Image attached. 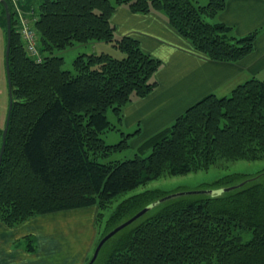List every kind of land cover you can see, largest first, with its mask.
<instances>
[{
	"label": "trees",
	"instance_id": "16d2710c",
	"mask_svg": "<svg viewBox=\"0 0 264 264\" xmlns=\"http://www.w3.org/2000/svg\"><path fill=\"white\" fill-rule=\"evenodd\" d=\"M6 2L12 96L0 166V221L6 226L43 214L100 209L158 177L264 161V79L257 77L240 81L226 95L210 92L189 105L141 145L150 149L148 155L104 161L127 147L134 134L106 144L100 134L113 128L107 111L120 119L124 106L157 87L161 67L138 39L115 35V9L158 13L196 51L235 62L253 50L256 33L237 38L229 35L230 27L211 21L226 0H38L31 24L42 61L26 52L18 14ZM0 8L6 44L2 3ZM91 41L109 42L123 56L80 53L72 71L62 68L58 51ZM198 190L224 191L160 202L109 238L92 264H264V168L228 174ZM159 192L147 190L119 202L100 238L167 195ZM33 249L28 243L27 250Z\"/></svg>",
	"mask_w": 264,
	"mask_h": 264
},
{
	"label": "rangeland",
	"instance_id": "374dc122",
	"mask_svg": "<svg viewBox=\"0 0 264 264\" xmlns=\"http://www.w3.org/2000/svg\"><path fill=\"white\" fill-rule=\"evenodd\" d=\"M14 13L18 14L20 27L23 24H28L33 26L31 23L35 19V15L31 11L32 5L36 8L38 0H10ZM114 2L115 0H110ZM208 0H198L200 4H205ZM255 1L259 0H246V5H252V13L253 17L251 19H255L254 23H258L260 19H257V15L255 13L254 3ZM264 1V0H262ZM228 0L225 2L224 9L217 13L213 18L212 22L224 24L227 27H230V34L234 37L240 38L246 36L252 32L256 33L254 42H253V50L244 56L242 59L235 61V62H227V61H214L207 57L204 53L196 51L189 40L183 38L184 41L189 43L191 46L181 47V50H187L188 52L192 51L195 55L199 57H206L208 60L213 61L216 63L218 67L220 64L223 63H231L237 70H243L249 72V74H240L236 76V78L229 81L226 80L228 77H216L218 88L214 93L217 95L222 96L228 93H225V89L227 85L235 86L240 81H244L250 77H257L258 79H264V20L260 24L252 25L249 30L246 27H241L237 21L234 20V23L230 24V22L225 21V12L226 5ZM124 8L129 10L126 6H118V8ZM251 10V9H250ZM114 11V12H115ZM130 11V10H129ZM131 12V11H130ZM247 13L249 10L246 9ZM135 13V12H132ZM120 14L123 12L118 13L120 19ZM113 15V14H112ZM165 19V18H164ZM166 20V19H165ZM118 21V20H117ZM168 23V22H167ZM168 25L173 29V31L177 32L169 23ZM178 33V32H177ZM116 36H121L115 30ZM37 40V48H38V36L36 34ZM140 44V42H139ZM142 49V48H141ZM38 51V50H37ZM144 51V50H143ZM4 52H5V21L3 15L1 13L0 8V145H1V132L5 124V118L7 114V107H8V91H7V81L5 78V71H4ZM28 53V51H26ZM99 53V52H106L111 54L114 57L121 58L123 54L119 52L114 46H112L109 42L103 41H91L87 43H75L73 46L66 48L65 50L58 51L57 54L64 58V64L62 66L63 69L72 71L73 65L72 62L74 58L80 53ZM37 57L42 61V54L38 51ZM151 55V54H150ZM153 56V55H152ZM155 57V56H154ZM160 60L161 67H163V62L160 58L155 57ZM246 65L238 66L240 61H245ZM262 61L261 65H255L256 62ZM242 67H245L242 69ZM158 70V71H159ZM259 70L258 74H251L252 71ZM157 71V72H158ZM156 72V73H157ZM156 79V77H155ZM226 80V81H224ZM224 81V84L221 82ZM158 82V81H157ZM210 93V92H209ZM136 101V100H135ZM134 102V101H133ZM132 103V102H131ZM129 104V103H128ZM127 104V105H128ZM125 107V106H124ZM123 107V108H124ZM122 114V113H121ZM182 114V111H178V113L173 117H171L170 121L165 124L164 127H159L155 131L150 132L149 135H145L142 123L133 122L127 123L124 120L123 115L120 116V119L111 111L108 110L106 116L108 120L112 123L113 128L107 131H104L100 134L101 138L104 140L106 144H116L120 140L123 139L125 134H129L134 132V134L128 138L127 147L121 149L120 151H116L111 153L104 161H111V160H125L134 157L136 154H140L142 156H146L149 154L150 149L148 147L142 148L141 145L148 140L152 135L159 132L160 130L170 126L174 120ZM143 134V135H142ZM142 136V139H140ZM264 168V161H234L228 163H219L215 166L209 168L208 170H198L196 172H190L182 175H173V176H162L158 177L153 180H149L145 183L140 184L136 188L132 190L125 191L123 193L118 194L109 203H106L105 206L99 209L97 205H93L88 207L87 209L81 210L76 209L73 211H83L82 218L85 216L87 219L77 220L75 217L71 218L70 216H61L57 215L61 212L50 213V214H43L39 216L33 217V219H28L25 223V226H22L20 223L15 226L9 227L10 230H4V232L0 233V253H3L6 256L16 254V251L24 250L25 255H30L33 258L36 254L35 261L40 262L41 264H70L69 260H75L76 255L79 254L82 247L84 246L86 239V234L90 231V226H92V240L90 244V252L85 261L86 264L90 259L93 250L95 248V244L97 243L100 236L107 229L105 226V221L109 217L113 208L122 200L138 194L142 193L147 190H159L160 194H172L177 192H185V191H192L198 190L203 185H210L216 180L220 179L221 177L238 172H245V173H255ZM74 213V212H73ZM95 214H99L96 218ZM80 218V217H79ZM1 222V221H0ZM2 223V222H1ZM4 225V223H2ZM17 228L15 231L12 229ZM28 237L30 238V242H28ZM7 241L10 242L9 248L6 246ZM31 243L34 247V251H28L27 245ZM50 248V250L48 249ZM7 250H14L12 253H8ZM48 254H46V253ZM20 253V252H19ZM39 253L42 255V259L39 257ZM21 254V253H20ZM23 255V254H22ZM38 262H35L38 264ZM79 262V259H78Z\"/></svg>",
	"mask_w": 264,
	"mask_h": 264
},
{
	"label": "crops",
	"instance_id": "0c3cea01",
	"mask_svg": "<svg viewBox=\"0 0 264 264\" xmlns=\"http://www.w3.org/2000/svg\"><path fill=\"white\" fill-rule=\"evenodd\" d=\"M254 4L255 13L258 14L257 19H260L258 23H254L255 19H251L253 17L252 5H246V0H228L226 10H224L225 21L232 24L235 20L241 27H248L244 29L246 31L252 25L262 23L264 20V1H255ZM246 9L249 10V13L245 12ZM121 12H123V14H120L122 19L118 16V13ZM111 21L120 35L135 37L140 42L142 50L160 58L163 62V67L155 74L158 81L157 87L145 97L129 103L122 109L123 118L127 123H142L144 136L149 135L150 132L161 126L164 127L170 121L172 115L174 117L178 111L183 112L196 100L209 92L215 91L218 88L216 77H228L226 80L229 79L230 81L240 74H249V72L243 73L245 72L243 70L235 71L234 64L223 63L218 67L216 63L206 57L202 58L192 51L181 50V47L191 45L188 42L186 43L177 32L173 31L164 17L158 13H132L123 7H119L111 16ZM247 60L240 61L238 66L246 65L244 62ZM262 63V61H257L255 65H261ZM258 73L259 70L251 72V74ZM224 81L221 83L224 84ZM232 87L227 85L225 93H229ZM140 139H142V136ZM87 208L79 209L84 210ZM73 210L61 211L57 215L75 217L78 221L87 219L86 216L82 218L83 211ZM25 225L26 223L22 224V226ZM90 227V231L86 234L87 241L79 254L76 255V259L68 261L70 264H83L87 260L91 248L90 244L92 243V240H89L92 234V226ZM17 228L12 229V231ZM4 230L10 229L0 222V233ZM9 244L10 242L7 241L6 246L8 248ZM48 249L50 250L49 247ZM13 251L7 250L8 253ZM36 256L37 254L31 258L30 255L24 254V250L16 251V254L10 256L0 253V264H37L35 263L38 262L35 261ZM39 257L42 259L40 253ZM38 264L41 263L38 262Z\"/></svg>",
	"mask_w": 264,
	"mask_h": 264
},
{
	"label": "water",
	"instance_id": "95a60500",
	"mask_svg": "<svg viewBox=\"0 0 264 264\" xmlns=\"http://www.w3.org/2000/svg\"><path fill=\"white\" fill-rule=\"evenodd\" d=\"M0 3H2L5 11V19H6V44H5V52H4V65H5V75H6V80H7V89H8V109H7V114L5 118V124L1 132V145H0V166H1V159L2 155L5 149V139H6V134L8 130V124H9V118H10V110L12 106V96H11V81H10V75H9V50H10V44H11V15L10 11L8 10V4L6 0H0ZM224 190H216V191H210V190H192V191H185V192H177V193H172L169 195H166L150 204L145 206L143 209L135 213L132 217L124 221L123 223L117 225L115 228H113L111 231L103 235L99 241L97 242L93 253L88 260L86 264H92L94 260L96 259L98 252L102 245L109 239L111 238L114 234H116L119 230L130 224L132 221L136 220L143 214H145L147 211H149L151 208L155 207L157 204L160 202H163L169 198L180 196V195H185V194H193V193H209V194H219Z\"/></svg>",
	"mask_w": 264,
	"mask_h": 264
},
{
	"label": "built area",
	"instance_id": "2783aa9c",
	"mask_svg": "<svg viewBox=\"0 0 264 264\" xmlns=\"http://www.w3.org/2000/svg\"><path fill=\"white\" fill-rule=\"evenodd\" d=\"M20 33L25 41L26 48L29 54L36 56L37 55V40H36V34L33 28L28 24L27 25L23 24L20 27Z\"/></svg>",
	"mask_w": 264,
	"mask_h": 264
}]
</instances>
